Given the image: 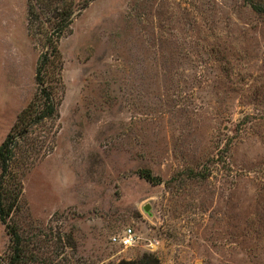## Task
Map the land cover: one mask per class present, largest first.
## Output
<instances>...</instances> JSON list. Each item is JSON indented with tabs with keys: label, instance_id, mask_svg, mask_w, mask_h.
<instances>
[{
	"label": "rangeland",
	"instance_id": "rangeland-1",
	"mask_svg": "<svg viewBox=\"0 0 264 264\" xmlns=\"http://www.w3.org/2000/svg\"><path fill=\"white\" fill-rule=\"evenodd\" d=\"M0 0V146L32 102L46 24ZM264 0H93L15 149L20 264H264ZM150 170L159 183L143 177ZM11 188H14L11 185ZM149 206V210L146 207ZM133 227L137 244L112 237ZM13 253L0 220V263Z\"/></svg>",
	"mask_w": 264,
	"mask_h": 264
},
{
	"label": "trees",
	"instance_id": "trees-1",
	"mask_svg": "<svg viewBox=\"0 0 264 264\" xmlns=\"http://www.w3.org/2000/svg\"><path fill=\"white\" fill-rule=\"evenodd\" d=\"M93 0H30L29 2V31L33 36H37V30L46 24L52 30L46 34L45 41L42 43L46 48L39 57L36 79L39 85V96L45 101L43 110L37 109V104L32 102L18 116V121L0 146V220L6 224L7 230L11 235L13 253L7 264L22 263L25 255L23 238L18 229L12 226L8 219L11 217L13 210L19 204L23 186L19 179L12 183L11 165L15 156V149L18 146L22 135L29 131V127L34 126L47 117L53 116L57 112V106L54 103L52 92L48 90L45 84V68L49 64L60 63L62 68V55L59 49V41L64 34L70 33L74 18L83 9H85ZM259 10H264L256 6ZM143 177L155 183L160 180L153 176L150 170L142 172ZM11 185L14 188H11ZM1 264V263H0ZM115 264H161L160 259L153 254L146 253L139 260H121Z\"/></svg>",
	"mask_w": 264,
	"mask_h": 264
},
{
	"label": "built area",
	"instance_id": "built-area-1",
	"mask_svg": "<svg viewBox=\"0 0 264 264\" xmlns=\"http://www.w3.org/2000/svg\"><path fill=\"white\" fill-rule=\"evenodd\" d=\"M139 237L135 229L131 226L126 227L122 232L112 237V243L122 247H130L137 244Z\"/></svg>",
	"mask_w": 264,
	"mask_h": 264
},
{
	"label": "water",
	"instance_id": "water-1",
	"mask_svg": "<svg viewBox=\"0 0 264 264\" xmlns=\"http://www.w3.org/2000/svg\"><path fill=\"white\" fill-rule=\"evenodd\" d=\"M146 209L149 210V206H147Z\"/></svg>",
	"mask_w": 264,
	"mask_h": 264
}]
</instances>
